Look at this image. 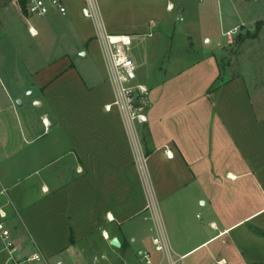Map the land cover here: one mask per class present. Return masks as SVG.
I'll list each match as a JSON object with an SVG mask.
<instances>
[{"label": "crops", "instance_id": "0c3cea01", "mask_svg": "<svg viewBox=\"0 0 264 264\" xmlns=\"http://www.w3.org/2000/svg\"><path fill=\"white\" fill-rule=\"evenodd\" d=\"M64 2L68 13L52 10L40 27L13 2L2 12L0 222L21 253L49 264H138L152 246L144 175L120 111L106 108L114 89L83 0ZM102 10L112 32L140 37L131 54L150 89L146 170L173 250L182 264H264V70L242 68L237 52L224 62L223 48L143 74L159 40L115 31L130 27ZM7 257L0 230V264Z\"/></svg>", "mask_w": 264, "mask_h": 264}, {"label": "rangeland", "instance_id": "374dc122", "mask_svg": "<svg viewBox=\"0 0 264 264\" xmlns=\"http://www.w3.org/2000/svg\"><path fill=\"white\" fill-rule=\"evenodd\" d=\"M5 2L0 0V30L3 10L14 6L12 2ZM101 4L105 12L117 19L118 24L130 27L115 31L135 34L137 32L134 31H138L143 43L149 47L155 44V39L159 40L157 49L150 48L153 67L144 64L143 74H153L162 68L175 69L193 62L211 49L219 51L223 48L224 62L237 52L234 59L238 57L242 68L264 70V0H180L183 7L180 12L167 10L166 0H101ZM45 16L33 15L30 21L40 27ZM151 18H154L158 26L153 27ZM146 20L148 28L145 31L140 32L133 27ZM60 22L54 21L53 24ZM234 27H237V31L230 38L227 31ZM149 31H152L153 37L148 36ZM248 32L252 35L239 41L238 36ZM26 38L31 43L29 51H32L39 36L32 37L29 34ZM139 38L133 39L131 50ZM77 59V66L81 69L91 65L86 58L77 56Z\"/></svg>", "mask_w": 264, "mask_h": 264}, {"label": "built area", "instance_id": "2783aa9c", "mask_svg": "<svg viewBox=\"0 0 264 264\" xmlns=\"http://www.w3.org/2000/svg\"><path fill=\"white\" fill-rule=\"evenodd\" d=\"M22 10L24 18L29 22L33 15L45 16L52 10L61 15L68 13L64 0H10ZM167 9L170 11L183 10L180 0H168ZM81 12L84 17L92 20L95 29V38L99 40L107 64L108 73L114 89V99L106 105L110 110L113 106L120 111L127 133L131 140L135 161L142 169L147 192V203L144 208L145 218L151 220V247L141 249L138 264H182L183 254L176 253L170 243L168 232L162 217L158 200L148 180L146 170L147 152L142 139V127L148 122L150 106L149 87L138 81L137 64L131 54L133 35L129 33L112 32L106 23L100 0H83ZM183 19V17H180ZM153 24H155L153 22ZM30 31L35 34L30 25ZM237 27L227 31L232 34ZM1 235L4 247L8 251L5 264H38L45 263V256L39 250L21 253L20 247L15 244L9 231L0 222ZM105 258V255L95 256L96 260ZM53 264H64L62 259L54 260Z\"/></svg>", "mask_w": 264, "mask_h": 264}, {"label": "trees", "instance_id": "16d2710c", "mask_svg": "<svg viewBox=\"0 0 264 264\" xmlns=\"http://www.w3.org/2000/svg\"><path fill=\"white\" fill-rule=\"evenodd\" d=\"M260 21V20H259ZM258 21V22H259ZM257 22V23H258ZM258 26V25H257ZM252 35L250 32H248L246 35H239V41H242L246 36H250ZM238 39V38H237ZM147 136H148V130L146 128V124L142 127V139H143V142H144V145H145V148H146V140H147ZM146 152L148 153L147 151V148H146Z\"/></svg>", "mask_w": 264, "mask_h": 264}, {"label": "water", "instance_id": "95a60500", "mask_svg": "<svg viewBox=\"0 0 264 264\" xmlns=\"http://www.w3.org/2000/svg\"><path fill=\"white\" fill-rule=\"evenodd\" d=\"M111 244L116 246V247H120L121 246V241L118 237H114L111 239Z\"/></svg>", "mask_w": 264, "mask_h": 264}]
</instances>
